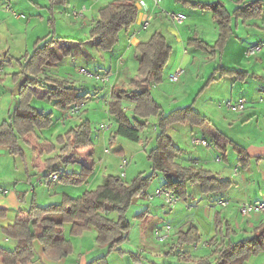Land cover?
Returning a JSON list of instances; mask_svg holds the SVG:
<instances>
[{
	"label": "trees",
	"instance_id": "16d2710c",
	"mask_svg": "<svg viewBox=\"0 0 264 264\" xmlns=\"http://www.w3.org/2000/svg\"><path fill=\"white\" fill-rule=\"evenodd\" d=\"M195 5L213 12L219 26V38L215 46L221 50L232 33V14L225 4L219 1ZM260 5V0H255L249 5L245 3L238 6L233 14L237 19L258 17L262 12ZM139 13L137 0H111L99 9L98 18L90 28L88 37L79 41L55 35L38 38L32 52L18 59L24 60L20 62V71L14 73V80L16 83L22 79L25 81L20 93L15 95L16 103L10 111L9 118L0 123V145L6 146L11 154L23 156L19 140L27 141L37 130L52 125V113L44 112L33 103L40 89L44 91L43 98L67 113H70L69 110L74 104L87 101L90 98L89 92L81 93V89L73 81L54 76L49 71L60 65L65 57L70 56L75 46L92 45L104 51L111 50L119 42L120 32L128 30L137 22ZM197 42V45L204 49L210 47L202 40ZM171 52L172 47L159 31L154 32L147 41L137 43L138 72L130 82V89L113 87L112 99L108 103V111L117 121L112 139L122 136L144 144L147 141L141 136V132L146 129L149 118L158 117L159 131L156 143L147 155L152 171L149 174L139 173L131 182L125 181L121 176L109 175L102 184L93 190H86L80 197L65 198L61 202L47 205L31 204L24 210L25 215L18 216L15 222L2 226L6 236L17 240L14 249L0 246V259L5 264L31 261L35 255L33 242L36 238L50 257L61 258L70 254L73 246L64 233L66 223L71 225L72 235H80L87 229L95 227L98 242L107 244L110 250L115 245L122 244L127 239L131 227L127 216L129 207L136 195L147 189L159 172H162L164 177L160 187L172 189L181 196L187 194L188 184H198L204 193L221 192L232 185L231 180L220 178L210 170L194 165H183L176 161L181 149L168 133V127L174 123L203 125L209 118L193 105L164 113L162 105L153 97L151 86L163 81ZM218 69L221 76L230 75L243 79L248 74L247 71L238 69L224 67ZM213 79L214 74L209 80ZM124 101L134 104L132 116L128 114ZM91 135L90 120L85 119L67 132L57 135L55 142L42 140L40 152L51 154L57 151L55 155L46 159L51 165L58 161L68 163L77 154V150L93 145ZM217 135L225 138L222 134ZM237 148L240 149L239 146ZM239 162L246 166L248 159L241 156ZM92 170L93 166H84L80 172H63L58 178L65 183L80 185L86 181ZM59 171L54 167L49 176ZM5 215V209L0 208V217ZM40 226L43 227V231L38 234L36 228ZM227 226V233L231 234L232 229L230 225ZM218 228L221 229L219 222ZM213 240L214 238L210 240V244L215 245L211 254L201 256L196 260L197 264H249L251 256L264 251V224L257 229L254 236L237 242L216 244ZM200 241L201 235L195 226L180 232L178 238L179 245ZM88 264L108 262L105 256H101Z\"/></svg>",
	"mask_w": 264,
	"mask_h": 264
},
{
	"label": "crops",
	"instance_id": "0c3cea01",
	"mask_svg": "<svg viewBox=\"0 0 264 264\" xmlns=\"http://www.w3.org/2000/svg\"><path fill=\"white\" fill-rule=\"evenodd\" d=\"M52 1L56 2L57 0H52ZM100 1L101 0H79L80 8L73 10L72 15H74L75 17H84L85 21L89 25V30H90L95 20L98 18L99 9L106 5V4L103 5V3L99 4ZM141 1H144V4H142ZM253 1L255 0H235L234 2L237 5L235 8L245 3L246 5H249ZM260 1H263V0H260ZM137 2H138V5L140 4L139 7L142 10V11L140 10L141 12L139 13L137 23H135L138 26L133 24L128 30H122L120 32L119 42L111 50L106 51L110 54V55L107 54V56L108 57L111 56L110 68L106 69L107 75L109 76V81L107 82H111L112 81L111 77H112V79L114 78L112 84L105 85L104 89L102 87L96 88L95 92L90 94V98L95 99L96 100L95 102H97L98 104H100L103 99L106 105L105 112H107L109 116L111 117L113 116L108 111V103L112 99L113 87L130 89V82L136 76L138 72V59L136 57V44L137 43L147 41L151 37V35L156 31L161 32L166 37L168 44L172 47V52L169 58V62L167 63L165 70H164V76L167 77V80L169 82L171 81L169 77L170 74L180 65L182 67H185V72H186L187 64H189L192 59L189 55L191 53L186 48L187 45L189 46L193 45L195 46L196 49L204 51L205 50L204 48L199 47L197 45L198 40L204 41L209 46H212L210 44H213L203 39L201 32L198 30H195L193 36L188 38L187 41H184L182 39V36L179 32H177V36L179 38L174 39V31L170 26L165 24V20H163V17L161 18V21L158 23V25L152 23L153 28L151 32L149 31L147 32L148 30L147 27L151 23L148 21L147 27L141 28L143 24L142 22H144V20L149 19L150 16L153 17L155 21L156 19L158 20L159 18L158 14H160V11H164V10L163 8L158 9L160 3L159 5H156L154 0H137ZM184 2L192 3V5L195 8L201 9L203 11L202 16L206 14L205 12L211 11L209 9L202 8L201 6H197L195 4L199 3L200 5V4H206V3H212V2H204L203 0H184ZM263 2H261V5H260L261 9L263 8ZM75 11H80L79 15H75L74 13ZM81 11H83V13H81ZM228 11L232 14V29H233V21H234L233 13L235 10L233 11V10L228 9ZM38 16L42 17L41 21L44 22L42 14H38ZM212 16L215 21H213L214 27H212V32L210 36L215 38L214 41H216L219 36V29L217 32L216 28H219V27L218 25H216L217 21L214 17L213 12H212ZM49 19H50V22H52L51 20H53V18H49ZM235 19L237 20L235 21L236 26L240 24L241 22L248 24L250 21L255 20V19L252 20V18H248V19L238 18L237 19L236 17ZM29 22H30L29 26H33V27L38 26L39 24V21L37 20L33 22L31 19L29 20ZM184 22L179 23V24H183ZM255 24L257 23L255 22ZM52 27L54 28V26ZM262 27L264 28V23ZM201 31L202 33H206V30L204 27L203 28L201 27ZM46 35H51V34L48 33ZM44 36H38L36 40ZM36 40L33 41L31 50H29L28 48H26L24 52L20 50V53L17 56L12 55L11 58H9L8 56L10 52V48H8L7 53L5 55L6 60L10 59V61L12 60L16 61L18 64V67L16 68V70L10 76V81H12L11 82L12 87L16 85V82L14 80V73L20 71L21 69L20 62H23L24 60L22 59L21 61H19L18 59L32 52L34 43ZM125 46H126V49L124 48ZM122 48L125 54H128L126 58H122L120 56ZM230 50L231 48L225 46L222 53H219L216 50L214 52L217 56L219 55L221 58H225L226 56L229 58H232L233 53ZM196 54L199 56V51H196ZM245 55L247 57H257L259 59V63H256L253 69H259L257 66L260 63L264 62L263 60L264 47L253 55H248L247 50H246ZM194 58H196L195 55H194ZM238 60L236 59L238 63L236 65L241 66L242 68L245 67L243 66V64H241V62H238ZM219 67H224V68H229V69H237V67L234 68V67L226 66L223 64L221 66H218L215 69L214 73H212L214 74L213 80L211 81L209 80L211 76L207 80L205 79V76L203 77V81L205 82L204 87L209 88L210 86H212L213 82H216L218 84V87L221 88V92L218 95L220 97H224L228 95L229 93L231 94V96L237 95V94H234L236 92V88L245 89L244 83H248L251 85L252 83H250V81L248 80H251L250 79L251 77L252 78L259 77L258 71L250 70V68H247V69L238 68V70L247 71L248 74L243 79L236 78L234 76L233 79L235 78L236 81H233L230 77H228V75L221 76L220 74L218 76ZM166 68H168L167 73H166ZM0 69H3V68H0ZM260 69H264V68L262 67ZM51 70L52 71H49V72L52 75L54 76L57 75L62 78H65V73L62 70V68H60V65L52 68ZM185 72L183 73L179 81L177 82L171 81L173 82L172 84L173 88H171L170 91L168 90L169 85L167 82L164 85V88L166 89L167 92L160 90L159 89L160 86L158 84H154L153 86H151L152 95L162 105L164 113H168L180 107H177V108H174L168 111L166 110L164 106L162 98H167L168 100H172L176 98L178 95V96H183L184 98L186 97V99L188 98L189 100V97L193 95L191 91L186 92L185 88H182L179 90L177 89V86L181 87L185 84L184 79H182V77L185 75ZM61 73H64V74H61ZM6 79L7 77L3 79L2 83H5ZM66 79L71 80L74 83H76L75 80H72L69 78H66ZM258 82L259 81H256V82L254 81V83H258ZM230 84H234V85H230ZM261 87L262 86L260 85L259 91L263 90V88ZM155 89L158 90L157 93H155L156 91ZM0 91H1L0 101L2 100L3 96H6L7 94L9 95V93L10 95L14 96V97L8 98L9 104H8V107L6 108V112L8 115L6 117L0 116V119H1L0 123H1L3 120H7L9 118L10 111L13 109L16 103V98H15L14 90L9 93H6V91L4 90L3 84L0 86ZM43 92L44 91L42 89L39 90V95L34 98L33 103L39 109H42L44 112H46L45 111L46 104L50 103L53 105V103L43 98ZM257 94L259 93L249 94L250 96L247 97L249 102H247L246 108L243 111L239 113L232 111L234 112V114H239V115H235L233 118H227V117L224 118L220 116L222 119H224V121H226L225 124L229 129H233V128L236 129L239 127L251 126L252 132H250L249 135L243 138V140L245 141L243 144H241L238 139L231 136V134L227 133L224 128H222L215 122L213 118L214 117L213 112H217L219 110L218 107H215V103L217 102L216 100H212V98H210V100L209 99L204 100V103L202 102L203 109L199 108L200 110L196 107L197 103L195 102L196 99L194 101V98H193L194 102L192 104L185 105V106L193 105L197 110H199L200 112H202L209 118V121L204 123L203 125L190 124L192 126L191 128H193V126H200L199 130L201 132L203 131V136L201 135L202 138H205L207 140L211 139L212 144H214L216 148L221 149L224 145L225 148H222L224 152L221 151L222 152L221 153L219 151L220 154H222L223 158H225L226 160L228 158V157L226 158L227 156L226 152L229 150L228 145H231L235 150H237L238 153L243 152L242 157L247 158L248 162L245 163L246 166H243L244 169L242 171H240L238 167H235L234 170L230 168L229 165H231V163L228 160H227L228 165H226L223 162V158L220 156L219 153H217L218 155L215 156L214 160L213 159L211 160L210 156L214 155V153L211 152V148H209L211 146L210 140H208L209 146H206L209 149L204 150L203 154L198 153V154L193 155L189 152L186 153L184 148L176 144L175 140L173 139V136L170 133V128L173 124L168 127V133L171 135L174 143L181 149L180 153L176 157L177 162L183 165H194V166H198V167H202L204 169L210 170L211 172H213L220 178L231 180L232 185L226 190L221 191V192L204 193L201 191V188L198 184H195V185L188 184L187 194L185 196H182V201L179 204H177L174 207H171V209H173V212L169 214V215L175 214L174 223H177V222L179 223L175 225L177 228L174 227L171 221L167 222V220H160L154 226V229H155V227H158V226H163L165 224H171L174 227V230L172 231V235L169 239H172L174 243L175 242L178 243L180 232L186 231L190 227L195 226L201 235V241L199 243H194V244L184 243L182 245L184 247V245L190 244L192 248L197 250L198 254H194L190 249H185V251H183V253L179 255L180 257L177 261L172 260L168 256L171 253V251L176 248V243L173 244V246L170 248L171 249L170 251L169 246H165V242L169 240L167 239L164 242H160V243H164L165 247L163 248V252L164 254L167 255V257H165L166 256L165 255L164 258H162L160 255L162 252L160 254L158 252H157L158 254H154L152 252L147 251L146 248H140L138 251H136V253L134 252L136 254L135 255L136 257L134 256V259H133L134 261H128L129 264H134V262H141L140 260H143V259H148L156 264H187V263H191V261H193L194 264H197L196 260L199 259L201 256H209L211 254L213 248L215 247V245L212 246L210 244V240L212 238H214L213 241H215L216 244L218 243L220 244L221 242H229V241L237 242V241L254 236L257 229L264 224V212L262 213L253 212L248 215H242L240 212V206L242 203L256 202V201H260L264 199V99L261 98V96H257ZM87 101L83 103V107L87 103ZM124 106L126 107L128 114L132 116V108L134 104L128 101H124ZM185 106H182V107H185ZM52 110H50L51 113H52ZM1 111H2V107L0 106V112ZM59 111H60L61 117H58V119H60V121L64 124H66L69 118L73 116L71 115L70 117H67V111H64L61 109ZM81 111L79 113H81ZM74 115H77V114H74ZM242 115L244 118H242ZM52 117H53V113H52ZM115 122L117 123L116 119H115ZM53 124H54V119H53L52 125L49 128L37 130L32 136L29 137L27 141L25 139L19 140V145L22 148V151L24 153V155L22 156L24 162L22 166H18V164L15 163L13 166L14 168L11 170H12V173H15L17 171H21L22 169L23 175L16 176L14 181L12 182L13 183L12 186L11 185L6 186L0 183V185H2L8 190V193L6 195L0 194V208L5 209L6 211V215L3 217H0L4 221V223L1 224L2 226H6L8 224L15 222L18 216L25 215L24 210L29 208L30 205L33 203H36L37 205H47L50 203H54V199H59L60 197H62L61 201H63L65 198H70V197L77 198V197L82 196V194L86 190H93L106 180V179L104 180L105 169L102 167H101L102 170L100 172L101 176L96 175L95 177L94 175V173L97 172L95 154L98 152V150L103 149L104 147H105V151L107 152L108 149L106 146V142L108 140H110V142H113L120 136H118L116 139H112L111 137L114 134L113 133L111 134L109 139H107L108 137H106L105 133L101 131L95 134H93L92 132V135L94 137L91 135L92 141H93V145L91 147L77 150V154L73 156L71 158V161L68 163H65L63 161H58L51 165L49 162H46V159L55 155L57 151L51 154H47L46 152L41 153L40 143L42 140H45V139L55 142V139L51 138L52 135H54V132L51 134H47V131L52 130ZM111 127H113V123L110 126V128ZM148 127L149 128L151 127V128L145 134L146 136L145 135L143 136L141 135V136L147 142L150 141V143L151 142L156 143L155 141L156 135L159 131L158 117L149 118V122L146 127V130L149 129ZM110 128H107V129H110ZM253 128L255 129L253 130ZM144 131L141 132V134L144 133ZM217 134H222L225 136V138H222L221 136H218ZM198 136L200 137V135ZM238 146L240 147V149L237 148ZM117 151L120 152L119 154L124 155V151L122 149H119ZM8 153H9V149L4 145H0V157L4 158L7 156ZM185 154H187L189 157L188 158L184 157ZM121 165H122V162H121ZM84 166H93V170L88 175L86 181L82 183V185L75 186L74 184H71V183L62 182L61 180H59V178L53 179L51 176H49V174L51 173V170L54 167L58 168L60 170V173H63V172L68 173V172H80ZM64 169L65 171H63ZM4 170H5V167H3L1 171H4ZM146 171L147 170L145 171L143 170L140 173H145ZM122 172L123 171H121V173ZM160 174L163 179L156 186H154V189H156L157 187H160L162 183L164 182V177H163L162 172L158 173V175ZM14 175H17V174H14ZM127 175H128V172H126L125 176ZM1 177L3 178V176ZM89 180L91 183L87 187L85 183L88 184ZM71 185H74L73 192L74 193L77 192L79 196L77 197L73 196L74 195L72 194L73 188ZM150 188L151 186L145 190L149 191ZM141 200L145 201V203H147V206L144 208L143 211H141L138 214L139 217L143 218L144 216L151 214L152 211L158 212L157 215L159 217H162L161 216L162 214H164L167 217V213L163 212V210H160V209L158 210V206L160 205L156 203L155 199L153 201H146L144 199H141ZM221 201H227L228 205L226 206L222 205ZM55 203H58V202H55ZM218 222L220 223L221 229L218 228ZM227 225H230L232 229L231 234L230 232L227 233V227H228ZM70 228H71V225L69 223H66L64 225L65 236L67 239H69L72 242V246H73L72 252L70 254H68L67 256L61 257V258L50 257L44 252L41 242L39 241V239L36 238L33 242L34 253H35L34 258L27 263L18 262L17 264H88L93 259L97 257H101V256L106 257L108 264H114V262H112L114 260H111V258L113 257V254H111L112 252L121 251L123 250L122 247L126 245L127 249H124L125 251H122V252L130 253V254L133 253L131 246H129L128 243H126L128 237L125 240V242H123L120 245H115L114 248L110 250L107 244H101L100 242H98L97 229L95 227H91L90 229H87L80 235H72L70 232ZM42 231H43V227L40 226L36 228V233L40 234L42 233ZM154 238L157 241L155 237V233H154ZM16 244H17L16 239L10 238L6 236L5 234L3 235V238L0 239V246L8 248V249H14L16 247ZM152 247L154 248L155 246L152 245ZM263 252H261V254L259 253L257 255L251 256L248 263L249 264H259L258 259L260 255L264 254ZM263 262H264V255H262L261 264ZM0 264H5V263L0 259Z\"/></svg>",
	"mask_w": 264,
	"mask_h": 264
},
{
	"label": "rangeland",
	"instance_id": "374dc122",
	"mask_svg": "<svg viewBox=\"0 0 264 264\" xmlns=\"http://www.w3.org/2000/svg\"><path fill=\"white\" fill-rule=\"evenodd\" d=\"M108 1L109 0H101L99 4L103 3L104 5L107 4ZM203 1L224 2L226 4V7L229 10H233V11L236 9L235 7L237 6L236 3L234 2L235 0H203ZM8 5L11 7V10L6 9ZM79 8H80L79 0H66V1L57 0L56 2H53L52 0H0V68H3L0 71V86L2 84L4 85V90L6 91V93L13 91L16 85L21 81L20 80L18 83H16L14 87H12L11 85L12 81H10V76L18 67V64L16 61L13 60L10 61V59L6 60L5 55L7 53L8 48H10V52L8 56L9 58H11L12 55L17 56L20 53V50H22V52H24L26 48L31 50L33 41L36 40L38 36H44L48 33L58 37L75 39L76 41L86 38L89 35L88 23L85 21L84 17H75L74 15H72V11ZM159 8L160 9L163 8L164 11H160L161 15L158 14L159 15L158 20L155 18L156 19L155 21L154 18L150 16L149 19L144 20V22H142L145 23L146 21H149L151 23L147 27L148 28L147 32L148 31L151 32L153 28V24L158 25V23L161 21V18L163 17V20H165V24L173 29L174 39L179 38L177 36V32H179L182 36V39L184 41H187L188 38L193 36L195 30H198L201 32L203 36L202 38L209 43H213L210 45L214 46V47L210 46L208 49H205L204 51L196 49L195 46L193 45L186 46L187 50H189V52L191 53L189 55L192 59L190 63L187 64L185 75L182 77V79H184L185 81V84L181 87L177 86V89L179 90L185 88L186 92L191 91L193 95L189 97V100L188 98L186 99V97L184 98L183 96H178V95L176 98L172 100H168L167 98H162L166 110L169 111L177 107H182L187 104H192L195 101V99H196L195 102L197 103L196 107L198 109L199 108L203 109L204 100L206 99L210 100V98H212V100L217 101L215 103V107H218L219 109L217 112H213L214 114L213 118L215 122L219 126L224 128L227 133L231 134V136L238 139L239 142L243 144L245 142L243 138H245L247 135L250 134V132H252L251 126L229 129L225 124L226 121H224V119H222L221 117L233 118L235 115H239V114H234V112H232V110L227 107L228 102L230 101L235 102L236 99L239 97L247 98L250 96L249 95L250 93H259L257 94V96H261V98L264 99V92H263L264 69H260L262 67L264 68V62L260 63L257 66L259 69H253L255 64L259 63V59L257 57H247L245 55V51L250 46L257 44L259 42H264V28L262 27L264 23V2H263V8L261 10L262 11L261 15H259L258 17H253L252 20L253 19L255 20L250 21L248 24L242 23L240 21L241 23L236 26L235 21L237 20L235 19V16L233 17L234 21H233L232 33L226 40L221 50L215 46L219 36L216 41H214L215 38L210 36L212 32V27H214L213 21H215L211 11L205 12L206 14L202 16L203 11L201 9L195 8L192 5V3L184 2V0H161L158 9ZM166 12H176V13L182 12L187 15V19L183 24H179L178 22L172 20L169 16H167ZM38 14H42L44 22L41 21L42 17L38 16ZM49 18H53V20H51L52 22H50ZM31 19L33 22L35 20L39 21L38 26H34V27L29 26L30 24L29 20ZM255 22L257 24H255ZM216 25H218L217 22ZM52 26H54L55 29ZM201 27L205 28L206 33H202ZM218 29L219 28H216L217 32ZM225 46L231 48L230 51L233 53L232 58H229L227 56L225 58H221L219 55L217 56L215 54L214 52L215 50L218 51L219 53H222ZM124 48L126 49V46ZM83 50L85 51L83 52ZM196 51H199V56L196 54ZM107 54L109 53L91 45H85L84 47L83 46L80 47L78 45L74 47L73 52L70 56L64 58V60L60 64V68H62V70L64 71L65 78L75 80L76 82L75 84L77 87L81 89V93L89 92L91 94L95 92L96 88L102 87L104 89L105 85H111L113 82L114 78L112 79V77H111L112 80L111 82H102L94 77L95 74H99V73L107 74L106 69H109L111 65V56L108 57ZM127 55L128 54H125L122 48L120 56L122 58H126ZM194 55L196 56V58H194ZM236 59L237 60L239 59L240 61L238 60V62H241V64L245 66L243 67L244 69L250 68V70L258 71L259 74L258 78L251 77L250 78L251 80H248L250 81V83H252L251 85L248 83H244L245 89L236 88L237 93L235 92L234 94L237 95L231 96V94L229 93L224 97L218 96L219 93L221 92V88L218 87V84L216 82H213L212 86H210L209 88L204 87L205 82L203 81V77L205 76V79L207 80L212 75V73H214L215 69L218 66L224 64L226 66H231L234 68L237 67V69L238 68L243 69L241 66L236 65L238 64ZM263 60H264V56H263ZM82 69L90 72L92 75L84 74L82 72ZM167 72H168V68H166V73ZM220 74L221 73L219 71L218 76ZM6 77H7L6 82L2 83L3 79H5ZM164 77L166 79L164 78L162 82L158 83V85L160 86L159 89L166 91L164 85L167 82L169 85L168 90L170 91V89L173 88L172 86L173 82L171 81L169 82L167 80V77L166 76ZM228 77H230L233 81H236L235 78H234L235 80L233 79L234 76L228 75ZM254 81L255 82L259 81V82L254 83ZM230 85H234V84H230ZM260 85L262 86L261 88H263L262 91H259ZM157 92L158 90L155 91V93ZM11 97L14 96L10 95L9 93V95L7 94L6 96H3L2 100L0 101V106L2 107L0 116L6 117L8 115L6 112V108L8 107L9 104L8 98ZM95 101H96L95 99L90 98L87 101V103L84 105L81 113L77 115L71 116L70 113H67V117L70 116L71 117L69 118L68 121L66 120L67 121L66 124L62 123L60 119H58V117H61L59 111L60 109L47 102L48 104H46L45 111L50 112V110L53 109L52 113L54 119L52 130L47 131V134H51L54 132V135H52L51 138L56 139L57 135L67 132L71 127L75 126L77 123H80L82 120L89 119L93 134L99 133L101 131L105 133V136L108 137L107 139H109L111 134L114 133V130L117 127V123L115 122V118L109 116V114L105 112L106 105L103 99L100 104H98ZM242 118H244L243 115ZM110 120L113 123V127H111L110 129L100 128L101 123H108ZM191 127L192 126L188 123H175L171 126L170 133L173 136V139L175 140L176 144L184 148L186 153L189 152L193 155L198 153L203 154L204 150L211 148V152H213L214 155H211L210 159L214 160L215 156L218 155L217 153L220 154V152L223 151V149L216 148V146L212 144L211 139H208L210 140V144H211L209 148L203 146L202 144L194 143L193 138L198 135H200V137L198 136L199 138H202L203 131L201 132L199 130L200 126H193V128ZM150 128L148 130L145 129L144 133H142L141 135L142 136L145 135L147 131L150 130ZM254 129L255 128H253V130ZM154 144H155L154 142L150 143V141L144 144H139L138 142H134L122 136L118 137L113 142H110V140H108L106 142L108 151L106 152L104 147L103 149L98 150V152L95 154L96 168H97L96 169L97 172L94 173L95 177L96 175H100L102 168L105 169L104 180L109 175L121 176L120 173L121 171L124 170L128 172V175L123 176L122 178L127 182H131L143 170L144 171L147 170L145 174H149L152 171V168H151L150 160L148 159L147 155L148 152L155 146ZM230 146L231 145H228L229 150L226 152L227 154L226 158L228 157L229 159L227 158V160L231 163V165L229 166L233 170L235 167H238L239 170L242 171L244 167L243 165H241L238 158L240 157V155L241 156L243 155V152L238 153L237 150H235L232 146L231 147ZM119 149H122L124 151V155L119 154L120 152L117 151ZM10 155L11 154L9 152L6 157L4 158L0 157V177L3 176L4 178V179L2 177L0 178V183L6 186H10V185L12 186L13 185L12 182L14 181L15 177L23 175L22 169L21 171H17L15 173H12L11 170L14 168L13 166L15 163H17L18 166L23 165L24 160L22 156H17L13 154L11 156ZM220 156L222 157V154H220ZM184 157L188 158L189 156L185 154ZM124 159H128L129 163L125 168H122L121 162ZM227 160L223 158V162L226 165H228ZM3 167H5V170L1 171ZM63 171H65V169ZM58 173L60 174V171ZM162 179L163 178L161 177V174L158 175L151 182L150 184L151 188L149 189V192H153L154 186H156L160 181H162ZM90 183L91 182L89 180V183L88 184L85 183V185H87L88 187ZM71 186L73 188L74 185ZM73 191L74 188L72 189V194H74L73 195L74 197L79 196L77 192L74 193ZM61 199L62 197H60L59 199H54V203L61 201ZM155 200L156 203L160 205L158 206V210L160 209L163 210V212L167 213V217L164 214L161 215L162 217H159L157 215L158 212L155 211H152L151 214H148L143 218L139 217L138 214L144 210V208L147 206V203H145V201L141 199L135 198L133 204L129 207L127 212L128 219L131 222V227L128 232V239L126 243H128V245L131 246L133 253L130 254V253L122 252L125 251L124 249H127L126 245L122 247L123 250L112 252L111 254H113V257L111 258V260H114L112 261L114 262V264H129L128 261H134L133 259L134 256L136 255L135 253L140 248H146L147 251L152 252L154 254H158V253L160 254L162 252L160 254L162 258H164V256L166 255L163 252V248L165 246H169V250L171 251L170 248L176 242L174 243L172 239H169L168 241L165 242V246H164V243H160L158 240L156 241L153 233L155 230L154 226L160 220H167V222L171 221L175 228H177L175 225L179 223L178 222L174 223L175 214L169 215L173 212V209H171V207L165 205L164 202L163 204L162 199L159 197H157ZM3 223H4L3 219L0 218V239L3 238L4 235L1 227L2 226L1 224ZM152 245H154L155 247L153 248ZM185 249H190L194 254H198L197 250L192 248L190 244H186L183 247V245H179L178 243H176V248L171 251L168 257L172 260L177 261L180 257L179 255L182 254L183 251H185ZM262 255H260L258 259L259 264H261L262 262ZM165 257H167V255ZM140 261L141 262H134V264H156L148 259H143ZM187 264H194V262L191 261V263H187Z\"/></svg>",
	"mask_w": 264,
	"mask_h": 264
},
{
	"label": "built area",
	"instance_id": "2783aa9c",
	"mask_svg": "<svg viewBox=\"0 0 264 264\" xmlns=\"http://www.w3.org/2000/svg\"><path fill=\"white\" fill-rule=\"evenodd\" d=\"M156 5H159V3L161 2V0H154ZM142 4H144V1H141ZM7 10H11V7L8 5L6 7ZM80 11H75V15H79ZM81 13H83V11H81ZM167 16H169L172 20L178 22V23H182L186 20L187 15L180 12V13H176V12H166ZM148 25V21H146L145 23L142 24L141 28H146ZM264 47V42H259L257 44H254L252 46H250L247 49V54L248 55H253L255 53H257L260 49H262ZM2 69H0L1 71ZM82 72L84 74L87 75H92L90 72L82 69ZM185 72V68H183L182 66L177 67L171 74H170V79L171 81L177 82L180 80L181 76L183 75V73ZM94 77L100 81L103 82H107L109 81V76L107 74H95ZM248 100L246 97H239L235 102H228L227 106L234 112H241L246 108V104H247ZM83 107V103H76L74 104L71 108H70V113L71 114H78L81 109ZM112 125V122L109 121L108 123H101L100 124V128L101 129H107L110 128V126ZM193 142L196 144H203L205 146H209V142L207 139L205 138H198V137H194L193 138ZM128 164V159H124L122 161V167L125 168ZM59 173H55L53 174V179H58L59 177ZM126 175V171L124 170L121 173V176H125ZM8 193V190L3 187L2 185H0V194L6 195ZM157 197L161 198L162 201L165 203V205H168L169 207H174L177 204H179L182 201V196L177 193L176 191L172 190V189H166V188H162V187H157L156 189H154L153 192H149L147 190H143L141 192H139L136 195V199H144L146 201H153L154 199H156ZM222 205L226 206L228 205L227 201H221ZM240 212L242 215H248L251 214L253 212H257V213H262L264 212V199L260 200V201H256V202H244L241 204L240 206ZM172 231H173V226L171 224H165L163 226H158L155 228V237L159 242H164L167 239H169L172 235Z\"/></svg>",
	"mask_w": 264,
	"mask_h": 264
},
{
	"label": "water",
	"instance_id": "95a60500",
	"mask_svg": "<svg viewBox=\"0 0 264 264\" xmlns=\"http://www.w3.org/2000/svg\"><path fill=\"white\" fill-rule=\"evenodd\" d=\"M24 79H22L17 85H16V87L14 88V94L15 95H18L19 93H20V91H21V87H22V85L24 84Z\"/></svg>",
	"mask_w": 264,
	"mask_h": 264
},
{
	"label": "bare ground",
	"instance_id": "6f19581e",
	"mask_svg": "<svg viewBox=\"0 0 264 264\" xmlns=\"http://www.w3.org/2000/svg\"><path fill=\"white\" fill-rule=\"evenodd\" d=\"M163 188V187H162Z\"/></svg>",
	"mask_w": 264,
	"mask_h": 264
}]
</instances>
